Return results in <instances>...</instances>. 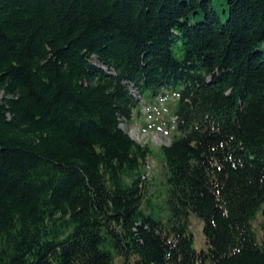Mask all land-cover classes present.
<instances>
[{"label": "trees", "instance_id": "trees-1", "mask_svg": "<svg viewBox=\"0 0 264 264\" xmlns=\"http://www.w3.org/2000/svg\"><path fill=\"white\" fill-rule=\"evenodd\" d=\"M224 4L0 0V264H264V0ZM161 91L154 199L121 123Z\"/></svg>", "mask_w": 264, "mask_h": 264}, {"label": "rangeland", "instance_id": "rangeland-1", "mask_svg": "<svg viewBox=\"0 0 264 264\" xmlns=\"http://www.w3.org/2000/svg\"><path fill=\"white\" fill-rule=\"evenodd\" d=\"M218 6L220 10L225 7L224 0ZM138 97V96H137ZM176 97L168 91H161L155 97H138L136 106L132 110L131 117L121 123V127L135 141L146 144L151 149L144 167V176L149 182V192L153 193L152 198L162 195V159L159 152L161 145L169 144L172 137L177 133L175 127V107ZM167 211H162V216H166ZM202 221L191 215L189 217V229L193 239V247L196 250L206 248L205 239L202 232ZM255 225L261 230L264 226V215H259ZM262 225V226H261ZM261 234V232H259Z\"/></svg>", "mask_w": 264, "mask_h": 264}]
</instances>
